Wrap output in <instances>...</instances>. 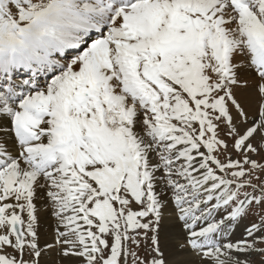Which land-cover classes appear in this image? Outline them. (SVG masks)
<instances>
[{
    "label": "snow or ice",
    "instance_id": "obj_1",
    "mask_svg": "<svg viewBox=\"0 0 264 264\" xmlns=\"http://www.w3.org/2000/svg\"><path fill=\"white\" fill-rule=\"evenodd\" d=\"M0 264H264V0H0Z\"/></svg>",
    "mask_w": 264,
    "mask_h": 264
}]
</instances>
